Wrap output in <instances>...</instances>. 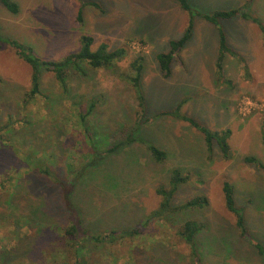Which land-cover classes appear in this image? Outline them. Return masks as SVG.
I'll return each instance as SVG.
<instances>
[{
	"label": "rangeland",
	"instance_id": "374dc122",
	"mask_svg": "<svg viewBox=\"0 0 264 264\" xmlns=\"http://www.w3.org/2000/svg\"><path fill=\"white\" fill-rule=\"evenodd\" d=\"M13 2L18 14L0 3V122L13 123L8 134L2 133L12 141L0 148V253L15 248L16 254L6 257L11 264L29 253L33 264H53L60 251L72 254L64 232L70 213L62 203L63 190L70 187L78 218L90 233L140 231L113 244L89 242L91 263L192 264L190 247L178 231L195 220L204 226L195 239L202 264H264V255L241 237L223 192L225 182L234 186L247 231L264 249V168L253 164L257 170L243 169L246 157L264 166V84L252 79L253 67L262 70L264 57V0H189L193 38L174 62L170 78L160 71L157 56L183 37L190 20L176 0ZM235 9L249 18L222 20L218 27L202 18ZM220 28L229 47L223 61L233 57L244 78L235 81L241 89H234L230 78L220 77L215 68ZM83 35L95 39L94 50L106 44L125 48L127 55L114 69L94 70L84 64L85 74L70 76L71 90L45 72L41 94L24 106L32 68L1 39L29 46L43 60L59 61L81 49ZM139 57L144 58L143 76L134 88L124 76L133 75L131 64ZM184 57L185 65L180 62ZM234 96L238 103L252 102L245 104L249 114L241 115L238 103L233 108ZM232 108L242 125L230 119ZM87 113L83 121L81 115ZM86 126L101 142V151L124 145L104 159L97 157L87 142ZM203 130L230 131L228 158L217 140L208 149ZM151 147L164 152L165 159L158 162ZM45 154L54 155L50 179L32 166ZM92 154L96 164H90ZM175 170L190 179L179 187L171 208L198 197L209 204L151 219L163 200L158 191L172 189ZM19 216L23 219L17 226Z\"/></svg>",
	"mask_w": 264,
	"mask_h": 264
},
{
	"label": "trees",
	"instance_id": "16d2710c",
	"mask_svg": "<svg viewBox=\"0 0 264 264\" xmlns=\"http://www.w3.org/2000/svg\"><path fill=\"white\" fill-rule=\"evenodd\" d=\"M176 2L185 12H187L190 15V20L183 37L178 40L171 41L169 51L157 56L160 71L162 72L165 78L172 77L173 75L172 67L174 62L177 59H179L178 57L182 52L183 48H185V46L193 38V22L191 21V19L193 18V12L189 0H176ZM0 3L11 13L18 14L19 7L15 2H13V0H0ZM91 5L98 7L96 3H92ZM239 16L244 18L246 17L249 18L248 14L241 12V10L239 9L230 10V11H217L212 15H203L202 18L205 19L207 22H210L211 24L218 27L220 21L230 20L232 18ZM81 19H82V11H80L79 13L78 21L81 22ZM253 21L256 22L255 19ZM219 30H220L219 31L220 55L217 62V70L220 74V77H222L223 59H224L223 54L224 52L229 51V47L227 44V38L225 33L221 28ZM1 41L2 43L9 44L11 47H13L17 52V54L32 68L31 87L24 97L23 100L24 106H27L28 104L33 102V100H35V98L41 94L42 76L43 73L45 72L53 73L57 81L61 83V85L65 90H71L70 76L75 73L85 74V72H83V67H82L84 64H87V66H89L94 70L114 69L117 66V64L120 61H122L127 55V51L125 50V48L110 49L109 46L106 44H101L97 49L94 50L93 45L95 43V39L91 35H83L80 40L82 44L81 49L59 61L43 60L35 54L34 50L31 47L26 46L22 43H18L15 41H7L3 39H1ZM143 61L144 58L142 57L135 59L131 64V70L133 75H128V77L124 76L125 79H127L129 82L133 84L134 88H138L142 81L143 69H144ZM93 108L94 107L92 106L91 111ZM90 113L81 115L83 121H86V119L90 116ZM189 121L193 124V126L198 128V126L194 121L192 120ZM2 123L3 122H0V126H1L0 148L2 147L7 148L8 145L6 144H9V142H11L12 139L5 137L6 135H3L2 133L6 131L8 134L10 125H13V123L12 120L7 121V123L4 125ZM85 128H86V136L88 138L87 142L91 146L94 154L98 155L97 157H100L102 155V158L104 159V157L116 152L124 145L120 143L108 149H104V151H101V146H102L101 142L95 139V137L97 136L91 133L90 127L86 126ZM262 131L264 136V125ZM204 133L206 135V142L208 149L212 151L213 142L217 140L218 142H220L224 156L228 158L229 145L227 139L229 138L230 131H228L225 134L224 133L212 134L207 131H204ZM130 142H132L131 138H129L128 140V143ZM150 151L155 156L158 162L163 161L166 157V154L164 152L160 151L155 147H151ZM90 157H92L91 159L92 161L90 162V164H96L97 163L95 162L96 157L94 158L93 154ZM102 158H97V159L101 160ZM245 162L258 165L260 168H264V166L261 165V163L254 157H246ZM54 163H55L54 155L45 154L44 156L38 155L35 161L32 162V166L34 167L33 169L34 171L40 173V175L44 176V178L50 179L54 177L52 171L54 167L53 166ZM189 179H190L189 175L184 176L183 173L179 170H175L172 173L170 180L172 189L169 191H163V190L158 191V194L162 196L163 200L161 202L159 211L152 213L151 219L152 218L155 219L159 216L164 217L169 213L188 211L197 208L203 209L208 206L209 202L206 198L198 197L188 201L186 204L180 207L171 208V202L174 196L176 195V193L178 192L179 187L182 184L187 183ZM223 192L225 196L226 208L229 212L233 213L236 216L237 227L240 229L241 237L250 240V242L253 243L254 246L258 249L259 253L261 255H264L263 247L255 243L251 239V236L247 231V228L244 223V217L236 207V202L234 199V190L229 182L224 183ZM63 194H64L63 197L64 202L62 203L65 206L66 210L70 213V226L64 229L65 240H66V245L69 246V248L72 250V254L70 253V255L68 254L62 255L63 253H61V251L59 253H56L51 260L53 264H58L60 261H64L65 262L64 264H66L67 262H69L70 264H94L91 263L89 259H87L86 252L87 250L89 252V248L87 246L89 242H95L96 244L99 245L107 244V243L113 244L127 237L135 236L140 233L138 229L121 230V231L114 230L108 235L90 233L88 229L82 226V223L78 218L79 217L78 211L75 210L73 206V202L71 201V194H72L71 188L69 187L64 189ZM22 217L19 216L18 219L15 220V225L19 226L20 221L23 219ZM203 227L204 226L201 222L195 220H189L186 221L178 231V235L190 247V258L192 259V264H202V259L199 255V251L196 246L197 244L195 242L196 241L195 239L197 235L203 230ZM17 239L20 241L23 240L21 237H19L18 232H17ZM14 250L16 249L13 248V250L10 252L6 250H5L6 252L1 251L0 264L13 263L14 261L12 262V260L7 259L6 257L9 254L15 255L16 253L13 252ZM30 255L31 253H29L28 255L24 254L20 256L23 258L22 259L23 261L21 262L15 261V263L33 264L34 259L30 257ZM60 257L62 259L58 261Z\"/></svg>",
	"mask_w": 264,
	"mask_h": 264
},
{
	"label": "crops",
	"instance_id": "0c3cea01",
	"mask_svg": "<svg viewBox=\"0 0 264 264\" xmlns=\"http://www.w3.org/2000/svg\"><path fill=\"white\" fill-rule=\"evenodd\" d=\"M192 40V39H191ZM190 40V41H191ZM189 41V42H190ZM188 45V44H187ZM181 54V53H180ZM178 58H180V55H179V57ZM229 59H226L225 58V60L223 61V76H224V78H230V80L232 81V83H231V86H235L234 87V89L236 88V89H241L240 87H238L237 86V84H236V82L235 81H239V82H242V80H244V78H243V76H241L240 75V73L238 72V69H237V67H236V65L234 64V59H233V57L231 56V57H228ZM178 60V59H177ZM185 60H187L186 59V57H184V58H181V61L180 62H182V64H184L185 65ZM218 62V61H217ZM260 62H262V70H258L257 68H254L253 67V69H252V73H253V75L255 76V77H253L252 79L255 81V80H257L258 82H262L263 84H264V57L262 58V60H260ZM215 68H216V70H217V63L215 64ZM218 71V70H217ZM243 78V79H242ZM251 79V78H250ZM232 91H235V90H232ZM232 94H234V93H232ZM238 98H237V96H234V100H233V108L236 110V108H237V103H238ZM233 108H232V112H233V116L231 115V117H230V119H232V121H236L237 123H238V125H242L243 123H241V122H239L237 119V114H236V112L235 111H233ZM236 115V116H235ZM262 118V117H261ZM263 120H264V118H263ZM262 120V121H263ZM231 135H232V133H231ZM244 164V163H243ZM234 167V166H233ZM243 169H244V171H250V169H251V171L254 169V170H257L256 168H254V165L253 164H251L250 165V163H246V164H244L243 165ZM237 173V172H236ZM231 186H232V184H231ZM233 187V190H234V186H232ZM234 199H235V202H236V198H235V192H234ZM244 223H245V220H244Z\"/></svg>",
	"mask_w": 264,
	"mask_h": 264
},
{
	"label": "built area",
	"instance_id": "2783aa9c",
	"mask_svg": "<svg viewBox=\"0 0 264 264\" xmlns=\"http://www.w3.org/2000/svg\"><path fill=\"white\" fill-rule=\"evenodd\" d=\"M245 104H247L248 106H253L252 102H246V100H242L238 103V110L240 112L241 115H247L249 114L251 111H247L248 107L245 106ZM253 108V107H252Z\"/></svg>",
	"mask_w": 264,
	"mask_h": 264
}]
</instances>
